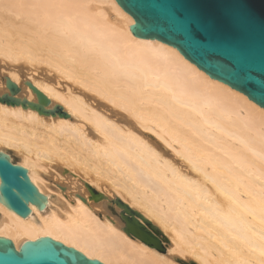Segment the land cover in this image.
Masks as SVG:
<instances>
[{
  "label": "bare ground",
  "instance_id": "1",
  "mask_svg": "<svg viewBox=\"0 0 264 264\" xmlns=\"http://www.w3.org/2000/svg\"><path fill=\"white\" fill-rule=\"evenodd\" d=\"M131 24L115 0H0V58L78 85L29 76L66 117L0 102V150L47 197L26 217L0 203V237L18 250L48 236L104 264H264V108ZM52 163L81 191L55 202ZM117 199L164 252L125 232Z\"/></svg>",
  "mask_w": 264,
  "mask_h": 264
},
{
  "label": "water",
  "instance_id": "2",
  "mask_svg": "<svg viewBox=\"0 0 264 264\" xmlns=\"http://www.w3.org/2000/svg\"><path fill=\"white\" fill-rule=\"evenodd\" d=\"M132 18L131 34L154 38L175 47L200 70L236 89L264 108V0H115ZM9 94L0 102L21 104L38 113L66 117L60 107H48L49 99L30 82L37 102L19 99L18 86L5 77ZM91 195H100L92 189ZM47 197L31 182L27 169L0 150V203L21 217L30 214L29 204L43 209ZM124 230L160 252L165 247L154 229H147L138 212L119 199ZM149 227L150 222L145 221ZM0 264H104L48 236L26 240L17 250L0 237ZM193 264V263H192Z\"/></svg>",
  "mask_w": 264,
  "mask_h": 264
},
{
  "label": "rangeland",
  "instance_id": "3",
  "mask_svg": "<svg viewBox=\"0 0 264 264\" xmlns=\"http://www.w3.org/2000/svg\"><path fill=\"white\" fill-rule=\"evenodd\" d=\"M10 60H5L4 58H0V93L6 92V88L4 85V78L7 77L8 71H15L20 77V81L22 84H26V81L30 82V77L33 76L37 79H44L48 80L51 83L57 82V87L60 90H66V88H75L78 85L73 84L72 82L68 81L67 79L61 77L60 75L56 74L54 71H49L46 67L41 65H33L27 66V64H23L22 61L17 62H9ZM35 66V68H34ZM38 66V67H37ZM28 67V68H27ZM30 71V72H29ZM72 83V84H71ZM3 85V86H2ZM4 88V89H3ZM23 95V93H18L17 95ZM13 162L18 163V158L12 155ZM60 165V164H59ZM58 163H52L51 166L43 167V170H40L42 176L47 180V184L53 190L52 198L59 202L62 200L57 193H61L60 195H68L69 197H73L72 194L78 193L81 191V184L79 183L80 180H77L73 175L65 171L60 170V166ZM50 167V168H49ZM59 168V169H58ZM77 180V181H76ZM79 186V187H77ZM60 197V198H58ZM60 200H58V199ZM57 202V203H58Z\"/></svg>",
  "mask_w": 264,
  "mask_h": 264
}]
</instances>
